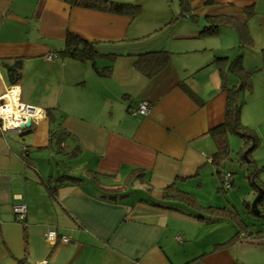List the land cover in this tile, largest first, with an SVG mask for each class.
Instances as JSON below:
<instances>
[{
    "label": "crops",
    "instance_id": "1",
    "mask_svg": "<svg viewBox=\"0 0 264 264\" xmlns=\"http://www.w3.org/2000/svg\"><path fill=\"white\" fill-rule=\"evenodd\" d=\"M104 1L97 10L0 0V101L15 90L20 103L43 112L26 131H0V264H264V229L235 220L228 235L211 228L222 211L197 220L181 201L169 209L143 202L172 186L202 207L224 173L234 186L225 167L240 157L229 148L233 135L228 154L217 156L211 131L224 122L227 90L241 81L237 63L251 83L242 93L258 92L249 106L264 109V47L254 52L264 43V0H153L148 16L141 5L133 15L111 10L134 0ZM236 20H245L250 48L239 49ZM211 24L219 32L201 36ZM68 35L92 44L93 59L63 54ZM161 51L166 66L147 77L139 56ZM15 62L21 69L9 81L3 65ZM142 102L149 114H132ZM253 110L241 109V123L264 139V118L250 117ZM252 151L243 163L254 178ZM245 179L255 198L264 184ZM18 203L26 207L22 222ZM48 231L69 243L49 245Z\"/></svg>",
    "mask_w": 264,
    "mask_h": 264
},
{
    "label": "trees",
    "instance_id": "2",
    "mask_svg": "<svg viewBox=\"0 0 264 264\" xmlns=\"http://www.w3.org/2000/svg\"><path fill=\"white\" fill-rule=\"evenodd\" d=\"M67 1L72 5L86 9L104 10L103 6L106 7L104 0H67ZM179 2L181 3L182 6L185 5V0H179ZM110 7L112 8L111 10L117 13L121 12V13H127L129 15H133L138 9L137 5H125V6L111 5ZM233 27L236 29L238 33L239 44H240L239 48L240 49L250 48L251 38L247 33L245 20H236V23H234ZM219 28L220 26L217 24L208 25L202 30L200 35L206 37L215 36L217 32H219ZM62 53L70 58L84 62V61L92 60L96 54V51L92 44L83 41L82 39H80L75 35H68L65 43V48L62 51ZM167 60H168L167 52H163V51L152 52V53H146L140 55L135 65L147 77H151L152 75L161 71L166 66ZM221 60L222 58H217L215 62H220ZM235 70L239 72L238 75L240 76L241 81L239 82L238 86H235L233 89L227 90V101L225 107L224 122L220 126L215 128L213 131H211V134L213 136V140L217 148L216 151L217 156H226L228 154L227 136L229 134L236 135L239 138H241L244 142V145L241 147L239 154H240V158L244 160L243 158L244 152L248 148L250 147L254 148L256 146L255 145L256 138L253 132L249 131L241 123V119H240L241 105L239 104L238 97L239 94L242 93L243 91L245 90L249 91L251 89V83H250V79L246 75L245 77L241 75L240 71H242V67L240 66L239 63L236 64ZM108 72H109V68L103 69L101 71H98L96 69V73L100 76H104ZM50 113H51L50 110H47V115H49V117H51ZM24 131H26V129ZM23 134H20L19 137H23ZM52 134H54V136H58L57 131L52 130L51 135ZM252 185L255 186V183H252ZM260 189L262 191V198L257 204V211H259V216L264 218V187ZM174 201H179V202L181 201L185 203L189 208V211L187 212L188 216H191L197 220H208V218H206L204 214L207 216L213 215L211 213L214 210L215 211L219 210L213 207H200L193 200V196L181 193L172 186L164 189V191L160 194L157 202L155 201L154 198H150L147 201H143V202L161 209H169ZM244 206L251 213L254 212V210H252L253 212L251 211L250 203L245 202ZM259 206H261L262 209H259ZM230 215L233 214L230 212ZM233 219L238 220V222H244L239 217V214L237 212H234ZM236 236L237 234L235 235V237Z\"/></svg>",
    "mask_w": 264,
    "mask_h": 264
},
{
    "label": "rangeland",
    "instance_id": "3",
    "mask_svg": "<svg viewBox=\"0 0 264 264\" xmlns=\"http://www.w3.org/2000/svg\"><path fill=\"white\" fill-rule=\"evenodd\" d=\"M126 1H129V0H126ZM152 1L153 0H134L133 3H134V5L139 6V8H140V5L145 7L146 10L143 9L142 15L146 14L148 16V13H149L148 6ZM256 43H257L259 50L255 49L254 52L257 51L258 53H260V51L264 47V43H262L263 44L262 47L259 46V42H256ZM249 94H250V92H246L245 94L240 93L238 100H239V104L241 105V109L242 108L249 109V107H250L251 109H254L252 114L250 115V117L264 118V109L262 111H260V109H262V107L260 108L259 105L258 106L250 105L249 106V104H248L250 102L254 103L257 100V97H256V95L258 94L257 90L254 91L253 96L250 97ZM253 120H254L253 122L255 125L259 124V119L254 118ZM260 120L263 121L262 119H260ZM261 132L264 133V127L262 128ZM262 133H260V134H262ZM253 134H254L255 138L258 139V140L256 139V143L258 145H256L255 148H253V151L250 153V155L253 159H256L258 161V165H259L258 166V174L256 175L254 173L255 176L253 178V176L250 175L251 173L254 172L253 165L244 164L242 158L237 157L236 155H234V157L231 156V159H232L231 162L228 161L227 164H225V167L228 170H230L231 172H233L234 186L233 187L231 186V188H229L226 191L222 188V186L221 187L218 186L219 188L218 187L217 188L219 189V192H217L215 190L214 194H211L210 196L206 197L202 201L204 203V206L202 205V207H208V205H211V206H216V208L218 207L217 209H219V210H217V211H219V212L222 211L221 217H223L222 218L223 222L221 221L218 223H213L211 225V228L214 227L217 231L219 230V231L224 232L228 235L230 233L233 234L234 228L232 226L236 225L234 223L235 220L233 219L235 210H236V212H238L239 217L242 220H244V223L251 230H253L256 227L264 229V218L258 219L256 217H254L253 214L247 213L245 211L244 206H243L245 201H248L252 205L253 201L255 200V198H252L254 189L252 188V186H250L249 182L245 178L249 177L250 179H252L251 181H256V184H259V183L264 184V139L261 138L259 140V137H257L258 132L253 133ZM228 141H229L228 142L229 148L231 149L232 153L233 154L238 153L240 151L242 145H243L242 139L236 135H233V136H230L228 138ZM232 141H234V143H232L230 145V142H232ZM132 190L129 192V194L131 196H133L134 198L141 196V194H137L135 191H132ZM200 200H202L201 197H200ZM179 205L180 204L177 203V206H179ZM259 209H262V207L259 206ZM187 212H188V209H187ZM230 212L233 215H230ZM226 234H224V235H226Z\"/></svg>",
    "mask_w": 264,
    "mask_h": 264
},
{
    "label": "built area",
    "instance_id": "4",
    "mask_svg": "<svg viewBox=\"0 0 264 264\" xmlns=\"http://www.w3.org/2000/svg\"><path fill=\"white\" fill-rule=\"evenodd\" d=\"M45 58L47 61H51L53 59V56L47 55ZM149 110V104L142 102L138 105V107L131 108V113L139 114L141 116H147L149 114ZM37 111L40 113H37ZM41 114H43L41 110L20 103L18 101V93L17 95L13 94L10 102H6L5 99H2L0 101V131L21 132L22 129L19 128L20 125H25L28 121H31V123H33L41 117ZM221 177V186L226 191L231 187L232 178L228 173H224L223 175H221ZM13 213L17 222L24 221L26 215L25 205L22 203L15 204L13 206ZM44 238L45 241L51 246L55 245L57 241L61 244L69 243V238L67 236L57 237L54 231L46 232ZM176 240L179 243L183 241L180 236H177Z\"/></svg>",
    "mask_w": 264,
    "mask_h": 264
},
{
    "label": "water",
    "instance_id": "5",
    "mask_svg": "<svg viewBox=\"0 0 264 264\" xmlns=\"http://www.w3.org/2000/svg\"><path fill=\"white\" fill-rule=\"evenodd\" d=\"M3 68L6 69V72L8 73V80L9 81H13L16 80L18 78V70L21 69V63L20 62H15L11 65H3ZM31 121H28L25 125H20V129H27L31 126ZM16 131V130H15ZM250 149H247L244 154H243V158H246L248 152H250ZM262 198V191H258V195L255 197V200L253 201L251 208L255 210V214H258L257 211V204L260 201V199Z\"/></svg>",
    "mask_w": 264,
    "mask_h": 264
},
{
    "label": "bare ground",
    "instance_id": "6",
    "mask_svg": "<svg viewBox=\"0 0 264 264\" xmlns=\"http://www.w3.org/2000/svg\"><path fill=\"white\" fill-rule=\"evenodd\" d=\"M12 93H14V95H17V92L15 90H13ZM37 113H40V112L37 111Z\"/></svg>",
    "mask_w": 264,
    "mask_h": 264
}]
</instances>
